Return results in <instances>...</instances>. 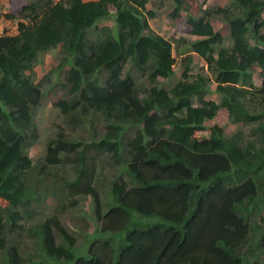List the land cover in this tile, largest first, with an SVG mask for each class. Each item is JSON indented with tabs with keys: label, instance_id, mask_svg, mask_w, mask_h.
I'll return each instance as SVG.
<instances>
[{
	"label": "trees",
	"instance_id": "16d2710c",
	"mask_svg": "<svg viewBox=\"0 0 264 264\" xmlns=\"http://www.w3.org/2000/svg\"><path fill=\"white\" fill-rule=\"evenodd\" d=\"M17 1L22 6L3 17L20 19L18 32L0 36L2 264H264V0H233L236 12H204L230 27L233 47L217 56L222 35L204 17L188 18L192 35L201 37L191 48L216 76L219 104L205 100L210 79L189 80V68L172 89L160 87V78L173 77L192 57L176 60L173 44L150 29L157 14L148 0ZM171 1V19L190 14L186 0ZM110 20L114 27L97 26ZM59 47L63 57L51 74L69 68L67 96L54 106L69 126L93 132L84 142L59 131L47 144L45 167L72 162L77 177L60 190L91 196L99 225L82 251L61 224L63 205L34 228L42 253L27 261L8 243L20 229V210L35 214L30 204L37 200L25 180L34 172L26 152L38 141L43 93L27 73ZM128 64L144 82L126 72ZM221 110L230 122L251 126V138L244 131L226 138L218 123L207 128ZM99 161L124 171L109 184L106 212L93 178Z\"/></svg>",
	"mask_w": 264,
	"mask_h": 264
},
{
	"label": "rangeland",
	"instance_id": "374dc122",
	"mask_svg": "<svg viewBox=\"0 0 264 264\" xmlns=\"http://www.w3.org/2000/svg\"><path fill=\"white\" fill-rule=\"evenodd\" d=\"M59 1V0H53ZM89 1V0H88ZM190 7V14L181 12L180 17L171 19L170 14L174 10V5L171 0H167L161 5L160 0H148L147 10L155 12L157 15L153 19L149 20L150 29L163 36L166 40L173 44L174 52L173 56L178 61H184L188 55L192 57V63L185 64L183 68L173 77L169 79L160 78L161 85L167 90L172 89L180 81L183 80L184 68H189L188 79L201 75L205 78H209L208 93L205 99L208 102H214L219 104L221 97L216 93V76L209 70L206 62L191 48V43L201 40V37L194 36L191 33V27L189 24V17H195L199 19L204 17L206 21H210L215 32H219L223 37L221 45L215 46V56L220 48L232 49V41L230 37V27L227 22L222 20L221 15H217L215 18L205 17V11H216L219 9H231L236 12V8L233 5V0H186ZM22 6V2L15 0H0V36L8 35L15 36L18 32V24L21 21L7 20L3 15L11 13L14 9H19ZM264 18V13H263ZM99 28L103 26L114 27L113 20H110L103 24H98ZM264 35V28L262 29ZM95 35V34H94ZM63 54L61 47L56 50H50L40 55L39 62L36 64L34 70L28 72L27 75L35 79L36 84L40 86L43 93V99L41 106L36 114V125L38 130V141L36 144L29 148L26 152L31 160V167H34L32 171L25 178L28 186L32 187L37 192V200L30 204V211L35 212L32 214L28 211L21 209L23 219L18 223L20 229L15 235L8 236V243L18 245L20 252L27 261L32 260L35 254L41 253V248L38 245L39 239L33 236L34 228L47 217L52 216L56 210L63 209V205L66 206L64 213L60 216L61 224L75 237L77 242V248L81 247L82 251H87V242L89 237L93 235L97 226L96 217L93 211V198L91 196H68L67 189L60 190V186L63 180L71 182L77 177V173L74 169L72 162H66L55 167H45V152L47 144L50 140L56 137L59 131H63L66 138L76 141L87 142L90 137V132L93 130L89 125L87 127L74 128L67 124V119L61 114V112L54 106L57 101L67 96V89L64 88L65 76L69 68L62 70L59 74H51V71L55 69ZM126 72H132L138 82H144L141 75L136 71L132 65L126 66ZM254 88L261 89L263 87V79L257 74L253 75ZM67 84V83H66ZM195 105H199L197 99H194ZM220 124L225 130V137L230 138L236 135L240 131H244L247 137H250L251 126H243L242 124H234L229 121L226 111L221 110L218 116L212 121H206L207 128L213 124ZM100 133V128L97 132ZM203 135H209L208 131H205ZM251 138V137H250ZM72 155V154H71ZM74 156V155H72ZM107 161V159H104ZM119 172L124 175V171L119 170V167L114 165H102L100 167V161L95 169L94 180L95 187L100 194L101 204L103 205V212L110 209L112 201H110V188L109 184L114 179V174ZM103 181V184H102ZM73 200L77 201L75 206L71 207ZM64 202V204H63ZM80 253V252H79ZM3 252L0 250V264H2Z\"/></svg>",
	"mask_w": 264,
	"mask_h": 264
},
{
	"label": "clouds",
	"instance_id": "9594fccd",
	"mask_svg": "<svg viewBox=\"0 0 264 264\" xmlns=\"http://www.w3.org/2000/svg\"><path fill=\"white\" fill-rule=\"evenodd\" d=\"M93 1H97V0H93ZM230 38V37H229ZM258 75V74H257ZM259 76V75H258ZM260 77V76H259ZM217 84V83H216ZM216 88V87H215ZM217 89V88H216ZM194 99H197L196 97H194L193 98V100ZM206 100V99H205ZM207 101V100H206ZM198 102V101H197ZM194 104H195V102H194ZM196 106H198V105H196ZM18 246V245H17ZM19 247V246H18ZM2 251V250H1ZM19 251H20V248H19ZM3 252V254H4V251H2ZM21 253V255L23 256V254H22V252H20ZM41 253H42V251H41ZM40 254V253H39ZM24 257V256H23ZM25 258V257H24ZM26 259V258H25Z\"/></svg>",
	"mask_w": 264,
	"mask_h": 264
}]
</instances>
